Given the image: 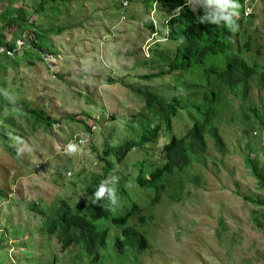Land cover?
I'll list each match as a JSON object with an SVG mask.
<instances>
[{
	"label": "rangeland",
	"instance_id": "374dc122",
	"mask_svg": "<svg viewBox=\"0 0 264 264\" xmlns=\"http://www.w3.org/2000/svg\"><path fill=\"white\" fill-rule=\"evenodd\" d=\"M3 1L0 15L6 10L5 15L15 16L24 9L47 43L43 52L32 49L34 30L21 33L18 23L6 32L9 44L17 39L23 46L17 48L19 62L11 59L7 67L0 55V104L43 108L53 124L46 128L15 107L0 113V127L13 133L11 138L0 133V264H264V189L245 163L251 154L264 164V82L254 77L241 109L217 74L205 75L209 68L225 70L236 56L261 64L264 74V0L256 1L249 21L238 23L237 36L223 24L233 34L226 52L208 56L190 72L153 80L141 79L168 73L179 45L177 40H155L150 58L144 55L142 47L156 34L147 28L151 14L156 9L160 30L170 15L163 0L159 5L154 0L149 12L146 0H128L127 8L120 0ZM238 3L241 10L242 0ZM38 5L42 10L35 14ZM4 23L0 18V31ZM141 91L166 100L179 97L183 104L172 132L165 129L157 147L135 148L112 169L125 193L118 194L115 187L119 201L111 218L138 204L145 222L131 223L142 231L147 246L119 259L115 238L120 228L103 220L95 226L109 229L110 235L100 261L80 246L61 252L56 235L45 234L61 203L82 213L92 203L86 189L106 174L105 158L114 161L105 150L164 122L161 108L147 109ZM198 105L215 114L213 124L226 153L207 135V150L198 151L201 156L186 175L167 174L158 184L160 195L143 193L135 182L136 164L147 161L148 170L164 165L159 152L172 135L181 138L194 122L203 121ZM69 143L79 151L68 154ZM156 197L158 201L151 199ZM34 205L37 209H31Z\"/></svg>",
	"mask_w": 264,
	"mask_h": 264
},
{
	"label": "trees",
	"instance_id": "16d2710c",
	"mask_svg": "<svg viewBox=\"0 0 264 264\" xmlns=\"http://www.w3.org/2000/svg\"><path fill=\"white\" fill-rule=\"evenodd\" d=\"M162 4L168 10V13L171 14V20L168 25L169 34H166L165 24L161 26V30L160 28L156 30L153 22L147 28H149L151 34H154L156 31L158 38L156 37L157 39L155 38V40L157 41L166 39L179 41L177 53L173 63L169 66L168 73L144 77L141 80H153L163 77L165 74L167 76L175 72H190L196 66L204 65L208 56L219 55L228 50L233 34L227 32L226 28H223L225 21L221 19V25L219 26L210 23L216 16L221 14L220 9L215 3L207 1L205 4H202L197 0H163ZM144 5L147 12H149L154 8V0H146ZM180 8L182 10L177 11ZM41 10V5H38L35 14H38ZM5 13L6 10L0 15V18L3 17V21L5 22L0 31V46H5V51L0 52L3 66H9L11 59L17 62L20 59V55L16 50L17 39L12 40L9 44L8 34H6L7 31L15 28L16 23L19 24L21 33L29 32L30 29L34 30L33 40L31 41L32 49L37 48L40 52H43L44 43H47L45 41L46 38L45 36H41L44 34L40 35L37 32L38 29H36L35 22H31V17L28 13L21 8L16 10L15 16L12 14L10 16L9 14L5 15ZM200 17H204L206 23H200ZM234 35L237 36L238 32L234 33ZM27 50L24 48L26 54ZM12 51L15 52L11 53ZM26 58H29V56L26 55ZM260 67L261 64L251 63L236 56V58L228 62L225 70L220 72L216 67L209 68L205 71V75L210 77L213 73L217 74L219 82L226 86L230 94L241 103V109H243L248 103L251 82L254 77L259 75V80L262 83L264 82V74L259 72ZM139 95L145 101L147 109L151 110L155 107L161 108L164 122L158 126L144 129L145 131L140 133L137 139L125 140L105 150V156H111L114 158V161L111 162L105 158L107 163L105 176L94 178L93 186L86 189L91 201H93V193L101 182L109 175H113L112 169L114 165L121 164L131 150L135 148L141 149L150 143H154L151 147H157L155 143L161 140L165 129L172 132L173 118L183 107L182 99L179 97L166 100L143 91L139 92ZM212 95H214V91ZM205 96L209 98V93ZM12 107L28 115H33L35 120L42 123L46 128L53 124L52 118L45 114L43 108L26 107L20 102L12 104L2 102L0 104V113ZM198 108L203 115V121L194 122L181 138L172 135V139L165 144L164 152L160 150L159 153L165 160L164 165L153 170H148L146 169L147 161H140L136 164V166H139V171L135 176V182L143 193L156 192L157 195H160L161 191L158 184L167 174L173 175L181 173V175H186V171L191 167L193 161L200 158L201 155L198 151L204 153L207 150V135L214 141L215 148L219 152L222 154L226 153L224 139L219 129L213 124L215 114L211 110H202L200 105H198ZM247 110L254 112L250 107ZM131 124L128 121V125L131 126ZM130 129L132 130L133 128L130 127ZM260 129L262 133V130H264V121L260 122ZM0 133L4 134L3 138H11V134H13L10 129L3 127H0ZM74 136L72 135L70 139ZM6 146L8 147L7 142ZM250 156L251 154L246 157L245 163L252 176L258 181L260 187L264 189V164L257 163ZM114 187H117L118 194L122 195L125 193L120 184L117 183ZM1 194L3 193L0 192ZM151 199L158 201L157 197ZM109 203L107 199L100 200L96 204L91 203L89 207L80 213L74 210L67 202H62L58 210L53 214V222L46 225L45 234L52 237L56 235L61 252L69 250L72 246H80L87 255H95L94 262H98L103 256L102 250H105L107 247V238L110 235V230H98L95 224L103 220H111L117 228H120L119 237L115 238L116 254H119V259L122 258L121 260H124L126 253L136 254L137 252L143 251L147 246L145 236L141 230H138L131 223L134 219L141 223L145 222V218L140 215L141 208L139 205L133 202L130 209L124 210L125 212L121 216L111 218L115 211L108 210ZM31 209H37L36 205L32 206Z\"/></svg>",
	"mask_w": 264,
	"mask_h": 264
},
{
	"label": "clouds",
	"instance_id": "9594fccd",
	"mask_svg": "<svg viewBox=\"0 0 264 264\" xmlns=\"http://www.w3.org/2000/svg\"><path fill=\"white\" fill-rule=\"evenodd\" d=\"M245 1L246 0H242V8L241 10H239L241 5L238 3V0H209L210 3H215L218 6V8L220 9V13H221L220 15L216 16L210 23L219 26L221 25L220 20L223 19L225 21L224 25L231 32L233 33L238 32L239 24L237 22L244 23L248 21L249 19H251L255 13V6H256L257 0H250L249 4L253 7V10L249 16H246L247 13L245 12ZM156 4L159 5L160 0L159 1L156 0ZM181 10L182 9L180 8L177 11H181ZM192 10L195 11L193 8ZM154 11H153V14H151V18H153V16L155 15L156 9ZM248 11L250 12L251 10L249 9ZM176 16H178V14H176ZM170 20H171V14L168 15L164 23L166 26L167 35L169 34L168 25H169ZM200 23H206L204 17H200ZM156 37L151 38V39L149 38L148 41L151 40V43L154 44L156 42L155 41ZM65 151L71 155L79 151V149L76 144L69 143ZM118 181H119V177L115 175H109L105 180H103L101 184L99 185V187L96 189V191L93 193L92 203L96 204L100 200L107 199L110 202L108 206V210L115 211L116 207L118 206L119 198L117 196V190L114 187V185L117 184Z\"/></svg>",
	"mask_w": 264,
	"mask_h": 264
},
{
	"label": "built area",
	"instance_id": "2783aa9c",
	"mask_svg": "<svg viewBox=\"0 0 264 264\" xmlns=\"http://www.w3.org/2000/svg\"><path fill=\"white\" fill-rule=\"evenodd\" d=\"M121 1V4L124 8H127L130 3L128 0H120ZM159 1V0H158ZM250 0H246L245 1V12L247 13L246 16H249L251 13H252V10H253V7L249 4ZM3 4H4V1L3 0H0V10L1 8L3 7ZM157 5V4H156ZM251 10L250 12L248 10ZM155 12V11H154ZM153 20L155 21L156 19L154 18L153 16ZM158 34H155L154 37H156ZM151 45H153V43H151V40L148 41L144 46H143V52L146 54V59H149L150 58V48H151ZM23 46V43L22 42H17V48H22ZM17 50V49H16ZM75 138V137H74Z\"/></svg>",
	"mask_w": 264,
	"mask_h": 264
},
{
	"label": "water",
	"instance_id": "95a60500",
	"mask_svg": "<svg viewBox=\"0 0 264 264\" xmlns=\"http://www.w3.org/2000/svg\"><path fill=\"white\" fill-rule=\"evenodd\" d=\"M151 22H153L154 24H155V27H156V30H159V28H160V25H159V22H158V20H153V18H151ZM165 23V22H164ZM143 48V47H142ZM144 55H146L145 53H144ZM48 63V62H47Z\"/></svg>",
	"mask_w": 264,
	"mask_h": 264
}]
</instances>
